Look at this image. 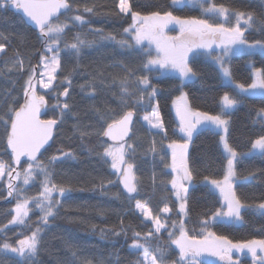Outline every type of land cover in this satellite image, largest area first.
Instances as JSON below:
<instances>
[{
  "label": "snow or ice",
  "instance_id": "6c2138e0",
  "mask_svg": "<svg viewBox=\"0 0 264 264\" xmlns=\"http://www.w3.org/2000/svg\"><path fill=\"white\" fill-rule=\"evenodd\" d=\"M184 2L170 0L166 7L152 6L155 10L145 11L137 10L143 9V6L132 0H117L114 14L131 18V24L123 29L121 39L106 35L100 29H90L94 39H88V33L84 31H77L69 40L71 27L79 25L82 29L89 23L82 15L66 16L72 10L70 0H0V17L7 12L20 15L21 20L37 32L36 38L41 45L35 64L31 62V56L26 62L19 51L5 59L12 34L0 31V60L4 61L8 72L26 76L22 85L23 102L18 94L13 96L11 91L5 100L0 101V126L4 127L6 134L4 154L9 155L10 150L9 160L0 159V182L6 183L7 196L16 200L9 213L11 219L0 227V232H7L9 225L23 226V230L17 233L19 238L14 242L9 239L0 242V254L4 257L18 258L16 264H37L50 221L58 216L64 200L73 191L71 179L67 184L55 182L54 168L64 160L75 159L76 154L60 149L58 154L47 160L41 159L43 152L47 151L46 146L53 139L54 129L72 117L75 121L73 134H79L81 141L92 136L111 141L98 140L97 145L89 151H94L95 147L103 148V152H97V155L105 163L111 161L110 168L116 176V180H108L107 184L123 186L129 202L135 200L134 213L137 218H142L141 223L147 228V231H137L131 225L124 226L122 220L120 231L108 230L113 236H125L126 241L131 232L128 247L136 255L133 264H204L199 258L205 255L217 257L224 264H238L233 260V252L243 253L245 250L252 264H264V239L233 242L213 231L217 223L243 226L246 211L264 217V200L256 204L247 203L236 190L239 181L256 179L254 171L247 175L238 173L237 165L244 158H264V107L258 108L253 118L254 124L261 125V134L250 140V148L239 151L230 142L233 110L247 97L264 98V68L250 63L251 83L246 84L235 79L231 67L234 56H252L257 52L264 56V14L257 17L253 12L233 9L216 0H187L188 4L199 6L201 16L175 15L174 11ZM94 10V7L83 8L85 13H93ZM61 16H65V20L61 21ZM233 17L235 23L231 22ZM170 25L178 26V35L166 34ZM252 31L257 32L260 38L250 41L248 34ZM16 35L23 45L26 36L21 33ZM100 41L114 42L124 53L139 57V65L114 62L111 65H98L89 72L82 64L85 49L93 48ZM200 55L209 57L218 66L222 81L233 90L225 91L219 97V111L215 114L193 107L188 93L183 91L187 83L200 77V72L194 67L195 58ZM65 57L74 60L71 67H66L68 61ZM82 68L83 72L80 71ZM109 68H118L119 72H108ZM61 73L64 75L61 76ZM76 75L90 77L79 85L82 99L93 101L83 110V116L70 102ZM165 75H172L180 82L177 88L179 95L172 100L179 139H169L157 99L161 89L153 82ZM108 76L111 80H108ZM113 87L118 88V92H112L116 106L112 107L107 101L103 107L98 106L95 102L97 96L110 92ZM50 94L55 99L51 105L46 99ZM45 108L53 111L51 118H41ZM140 111L144 114L138 117ZM89 114L95 119L94 124L85 123L84 118ZM137 118L147 125L146 131L153 137L147 152L154 157L159 156L166 170L162 175L170 176V179L160 181L168 195L162 199L163 206L158 209L151 206V198L136 199L140 194V183L134 164L126 158L134 157L136 152L133 129ZM202 129L213 130L219 137L220 156L225 161L221 178L203 175L200 179L198 170L191 162L190 144L194 135ZM156 136L161 137L159 146ZM165 141H168L166 149L170 152V160L166 159L168 153L164 152ZM5 176L7 180L3 181ZM21 180L25 186L38 181L40 188L37 195H25L24 189L14 183ZM152 180L155 185V172ZM168 185L171 186L170 190ZM198 185H203L207 189L205 197L214 196L219 206L214 211L199 214L196 226L190 229L191 192ZM101 188H104L103 183ZM113 195L117 199L121 197L120 192ZM33 205L40 213L35 227L30 223ZM105 231L101 230L102 233ZM164 233H167L166 238ZM64 243L71 252L73 262L93 264L91 259L79 255L75 245L67 240ZM177 251L176 259L169 260L172 253ZM0 264L8 262L0 259Z\"/></svg>",
  "mask_w": 264,
  "mask_h": 264
},
{
  "label": "trees",
  "instance_id": "16d2710c",
  "mask_svg": "<svg viewBox=\"0 0 264 264\" xmlns=\"http://www.w3.org/2000/svg\"><path fill=\"white\" fill-rule=\"evenodd\" d=\"M72 10L66 13L67 17L74 15H82L89 22L83 28L79 25L71 27L68 33V39L77 31L88 33V39L95 37L90 32V29H100L104 34L116 36L119 40L123 37V29L131 24V18L123 15H115L113 12L114 5L117 0H70ZM133 3L143 6V9L137 10H155L152 6L166 7L170 0H132ZM217 3H223L226 6L239 9L241 11L253 12L259 17L264 14V0H216ZM85 6L94 7L93 13H85ZM175 15L181 17H200L201 12L199 6H189L183 4L175 11ZM60 20H65V16H61ZM233 17L231 22L233 23ZM0 31L5 34H12L11 45L8 48L7 59L14 55L16 51L25 58L32 57V63L35 64L39 55L37 50L41 48L37 40V32L25 25L21 17L13 12H7L0 17ZM17 33L26 36V42L21 45L17 38ZM260 38L259 34L252 31L248 34V39L254 40ZM98 39V38H97ZM35 53V55H33ZM146 59V57H144ZM66 67H71L74 60H68ZM114 62H124L132 66L139 65L140 58L135 55L124 53L114 42L100 41L91 49H85V55L82 58V64L87 67L89 72L93 71L98 65H111ZM250 63L256 67L264 68V56L260 53H255L252 56L241 54L232 57L231 67L234 72L235 79L241 83H251V68ZM194 67L200 72V77L192 82H189L184 87L183 91L189 95L190 104L200 110L209 111L215 114L219 111V97L225 91L232 92V88L225 85L222 81L218 68L203 56L195 58ZM84 71V68L80 70ZM108 72H119L118 68H109ZM139 74V73H138ZM64 73H61V76ZM26 76L16 72H8L4 66V61L0 60V101L6 99L7 94L11 91L12 95H19L20 100H23L22 85ZM90 77L84 75H76L74 77V85L71 92L70 102L75 105V109L81 112L88 104L93 101L82 99L79 85L85 83ZM108 80L111 77L108 76ZM157 83L161 92L157 99L159 100L162 116L166 124L169 139H179L180 133L177 130V119L174 115L172 100L179 95L177 90L179 80L173 76H162L159 80H154ZM176 87H173V86ZM42 93L44 90H40ZM62 91V88L60 89ZM112 92H118V88L113 87L110 92L100 93L96 98V104L103 107L107 101L112 107L116 106V99L112 96ZM49 105L55 103L54 97L50 94L46 96ZM264 107V98L259 96L247 97L243 103L238 105L232 112L230 117L232 121L230 130V142L239 151H245L250 148V140L261 134L259 123L254 124L253 118L256 115V110ZM2 110V109H0ZM150 111V109H148ZM144 114L143 111L138 113V117ZM53 116L51 108H45L42 119H48ZM85 123H95V119L89 114L84 118ZM72 117H68L65 123L54 131V136L51 146L43 153L41 159L47 160L48 157L58 154V150L72 151L76 154L75 159H67L58 163L55 168V182L58 184H67L71 179L73 191L69 197L64 200L63 206L59 210L58 216L50 221V228L44 234V242L41 251L37 256V264H78L73 262L71 252L65 247L64 241L67 240L70 244L75 245L79 250V255L92 260L93 264H133L136 255L129 251L131 243V232L128 233L126 241L125 236H113L108 230L120 231L121 221L123 225H131L137 231H147L145 224L141 223L142 218H137L134 213L135 200L129 202L127 196L119 189L118 184L108 185V180H116L115 174L110 168V160L105 163L97 155V152H103L102 147H95L94 151H89L97 145L98 140L103 137H85L81 141L79 134H73L72 125L74 123ZM147 125L142 120L137 118L134 126L136 141V152L134 157H126L129 162L134 164V171L139 179L140 194L136 199H150L153 208L162 207V199L168 195L164 191V186L160 183L161 180L170 179V176L162 175L164 171L163 164L159 156L154 157L151 152H147L149 144L153 137L146 131ZM6 134L3 126H0V159L9 160L10 154L5 155ZM157 145L161 137H155ZM218 135L213 130L202 129L198 134L194 135V139L190 144V157L193 166L199 172V178L203 175H213L214 178H221L223 175L222 165L225 161L221 158V148L218 147ZM131 142V141H130ZM165 141L164 152H167L166 159L170 160V152L166 149ZM163 154V153H162ZM26 166V165H24ZM237 171L241 175H247L249 172L256 173V179L251 181H239L236 185L238 195L247 203L256 204L264 200V158L252 156L244 158L238 165ZM156 173L157 180L153 184V173ZM39 179H42L40 177ZM6 181V179H3ZM18 187L24 189V194L29 196L37 195L40 185L35 182L28 186L22 184L21 181H14ZM104 188H101V184ZM170 190V185L167 186ZM120 192L121 197L115 198L114 193ZM207 189L203 185H198L191 192V217L192 220L188 227H195V222L199 214L209 210L214 211L219 206L214 196L208 195L205 197ZM174 199V198H173ZM16 200L13 197L7 196L6 183L0 182V227L7 224L11 219L10 210L14 207ZM171 206V205H170ZM40 215L39 210L33 205V212L30 213V223L35 227V222ZM175 218V217H174ZM106 230L101 232V230ZM23 230V226L9 225L7 232H0V242L4 239L15 241L19 238L17 233ZM218 235H225L233 242H242L249 239H264V217L254 214L252 211L244 213L243 226H234L226 223H217L213 228ZM167 233H164V238ZM63 238V239H62ZM174 247V246H173ZM177 252L172 253L169 260L176 259ZM0 259L6 260L8 264H16V259L4 257L0 254ZM204 264H223L218 261L217 257L202 256ZM238 264H252L250 258H242Z\"/></svg>",
  "mask_w": 264,
  "mask_h": 264
},
{
  "label": "rangeland",
  "instance_id": "374dc122",
  "mask_svg": "<svg viewBox=\"0 0 264 264\" xmlns=\"http://www.w3.org/2000/svg\"><path fill=\"white\" fill-rule=\"evenodd\" d=\"M183 4H188L187 3V0H185V2ZM189 6H196V5L189 4ZM233 23H235V21ZM166 34L169 35V36H176V35H178L179 34V28H178V26L170 25L169 26V29H166ZM152 51H153V55H155L154 46H152ZM257 53H259V52H257ZM201 56H203V55H201ZM203 57L206 58L207 60L211 61V59L209 57H205V56H203ZM216 67L218 68V66H216ZM165 76H169V75H165ZM170 76H172V75H170ZM173 111H174V109H173ZM174 115H175V111H174ZM110 163H111V161H110ZM3 179H6L7 180V177L5 176ZM177 254H178V251H177ZM242 258H250L251 259L250 255L246 252V250L243 253L233 252V260L234 261H240V259H242ZM199 259L201 260L202 257H200Z\"/></svg>",
  "mask_w": 264,
  "mask_h": 264
},
{
  "label": "water",
  "instance_id": "95a60500",
  "mask_svg": "<svg viewBox=\"0 0 264 264\" xmlns=\"http://www.w3.org/2000/svg\"><path fill=\"white\" fill-rule=\"evenodd\" d=\"M17 15V14H16ZM18 16H20V15H18ZM26 26H28L29 28H31L32 30H34L31 26H29V25H27V24H25ZM35 31V30H34ZM36 32V31H35ZM61 99H63V97L61 98ZM22 102H23V100H22ZM44 110V109H43ZM43 110H42V112H43ZM42 116L43 115H41V118H42ZM54 131H55V129H54ZM53 136H54V133H53ZM53 140V139H52ZM52 140L49 142V146H46L47 147V149L51 146V144H52ZM103 140H105V141H107V138H104L103 137ZM108 143H111V141H107ZM9 151V154H10V150H8ZM45 152V151H44ZM43 152V153H44ZM22 159H24V158H22ZM119 188H120V190L123 192V186L122 185H119ZM126 196H127V193H125V192H123Z\"/></svg>",
  "mask_w": 264,
  "mask_h": 264
}]
</instances>
